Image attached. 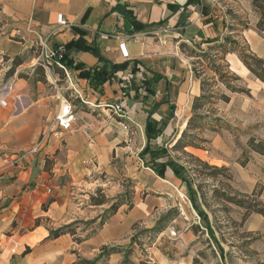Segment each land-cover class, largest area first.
<instances>
[{
    "label": "crops",
    "instance_id": "1",
    "mask_svg": "<svg viewBox=\"0 0 264 264\" xmlns=\"http://www.w3.org/2000/svg\"><path fill=\"white\" fill-rule=\"evenodd\" d=\"M202 1L210 6L206 11L197 3L187 4L188 0H0V88L4 75L12 84L6 106L0 105V264H74L79 257L98 256L110 245L122 249L111 257L120 254L122 258L124 245L131 242L141 220L138 205L123 202L106 215L113 202L92 203L95 188H83L82 184L89 175L107 169L110 158L115 163L118 148L140 143L141 132L143 149L149 118L157 121L158 127L166 122L152 144L171 140L177 132L173 114L190 108L192 98L201 93V81L186 68L180 45L221 39L228 27L217 10L214 14L211 0ZM118 4L132 9L134 18L147 27L136 30L132 19L114 9ZM60 14L68 19V26L58 24ZM7 31L20 33L21 39L6 37ZM39 39H49L51 47H60L74 59L66 83L71 82L68 88H75L86 104L97 107L124 100L133 119L131 131L109 110L98 107L93 111L104 112L96 116L80 109L73 129H59L60 137L54 136L50 131L55 126L44 123V117L53 113V122L63 95H56V108L50 112L49 96L42 93L44 84L31 87L29 83L39 59L33 48ZM71 41L75 44L65 48ZM122 43L127 55L121 50ZM84 45L96 46L102 59L82 50ZM112 63L127 68L116 71L111 81L98 88L81 76L82 71L103 70ZM155 73L162 77L147 90L144 82ZM139 75L144 80L134 89L124 84ZM142 89L153 103L144 120L139 119L138 103L132 98ZM46 132L49 135L40 148L31 151ZM175 135L172 143L179 132ZM6 156L22 158L9 166L4 162ZM94 160L98 165L88 166ZM140 167L138 162L139 175L149 173L147 170L155 173ZM115 168L111 167L117 172ZM172 175L170 168L159 174L162 178ZM83 222L87 226L79 232L51 236L52 229Z\"/></svg>",
    "mask_w": 264,
    "mask_h": 264
},
{
    "label": "rangeland",
    "instance_id": "2",
    "mask_svg": "<svg viewBox=\"0 0 264 264\" xmlns=\"http://www.w3.org/2000/svg\"><path fill=\"white\" fill-rule=\"evenodd\" d=\"M210 4L215 10L214 14L216 15L217 10L228 26L221 38L222 41L181 44L182 54L180 52L179 54L194 78H198L201 83L213 81L210 89L206 88L207 91L225 94L230 98L229 101H216L215 98L214 103H208L201 108V113L208 115L209 123L214 124L207 126L201 132V136L208 142L202 143L204 149L192 147L185 149L212 165L229 168L228 172L218 177L201 175L197 176L195 181L196 184L204 186L202 193L205 203L202 205L198 201V204L209 216L214 235L209 232L206 220L193 206L187 184L175 175H172V178L160 177L159 173L151 168L149 156H147L149 164L145 162L143 164V161L139 160V153L144 145L141 132L140 143L137 142L131 147L128 146L129 144H124L118 148L119 152L117 154L115 152L118 160L113 163L110 158L107 169L89 175L87 182L82 184L83 188H95L96 200L113 202L115 206L110 207L106 215L123 202L130 206L136 204L141 211V220L135 228L131 242L124 245L122 258L119 257L120 254L111 257L113 252L118 253L122 249L118 247L119 245H110L109 250L103 254L97 264H141L142 261H147L149 264H193L196 258L203 264H264V215L229 203H226L224 205L226 209H223L222 202L212 193L213 186L224 187L229 193L230 190L227 186H222V183L230 184L241 193L253 191L260 193L264 203V80L253 74L236 52L224 53L223 48L218 47L226 36H231L239 41L241 52L254 53L264 59V30L259 31L256 27L258 14L254 10L253 0H211ZM231 25L236 26L238 30L230 31ZM7 35L21 39L20 33L17 32L7 31L5 36L8 37ZM40 42V39L39 42L34 41L33 48L39 59L34 72L30 75L29 83L31 87L38 85L43 87L44 84L42 93L49 96L47 107L50 112L56 108L58 93L69 98L76 113L83 108L93 112L95 116L104 112L93 111L98 107L90 103L85 104L81 97H78L75 88H68L71 82L66 83L69 79L67 73L54 62L48 69L41 65ZM249 60L252 62L251 59ZM219 64H228L225 72L231 71L240 77V79H227L230 84L243 91L232 92L220 80L216 84V65ZM143 78V75H139L133 80L124 81L126 82L124 84L134 89L143 82ZM2 79L3 82L6 81L5 75ZM132 98L138 103L139 119L144 120L153 104L149 103V94L142 89L133 93ZM191 106L190 104V108L185 111L173 114L177 132H173L170 136L171 140L163 141L162 144L154 141V148L164 145L172 148L175 134L178 132L180 134L181 130L186 128L193 114ZM86 116L85 118H90ZM217 117L221 121H216ZM44 118V123L50 126L53 113L50 117ZM78 119L79 122H83V118L78 117ZM164 135L168 136L166 133ZM171 158L187 166L188 163L195 164V161H191L181 150L171 149L169 155H163L159 160ZM138 162L141 163V169L144 165L155 173L147 170L149 173L143 172L139 175ZM94 163L97 164V161L94 160L88 166L93 168ZM114 166L117 172L111 169ZM191 174L194 175L192 171L187 172L186 176L191 177ZM98 184L100 185L96 187ZM85 225L87 226L85 222L72 225L69 230L79 232L78 229ZM173 229L177 231L176 237L170 235Z\"/></svg>",
    "mask_w": 264,
    "mask_h": 264
},
{
    "label": "trees",
    "instance_id": "3",
    "mask_svg": "<svg viewBox=\"0 0 264 264\" xmlns=\"http://www.w3.org/2000/svg\"><path fill=\"white\" fill-rule=\"evenodd\" d=\"M191 3H197L199 5H202L203 11H206V9L210 8L209 5L204 3L202 0H188L187 4ZM253 7L254 10L258 14V22H257V29L259 31L264 30V0H253ZM114 9L120 11L122 14H124L126 17L132 19V22L135 25L136 30H142L147 27L146 24L141 23L140 21L136 20L133 16L132 9H129L127 6L122 5H116ZM230 31H237L238 28L236 26L231 25L229 26ZM220 42L222 39L215 38L212 40H208L206 42ZM75 44V41L69 42L65 48H71ZM229 45V47H228ZM218 47L223 48V52L226 53L228 51L236 52L239 56V58L243 61V63L249 68V70L255 74L260 79L264 80V59L257 56L254 53L244 54V52H241L240 50V43L238 40L234 39L231 36H226L224 38V41L218 45ZM249 48V46H248ZM82 50H87L95 54L102 59L99 53V50L96 46H89L84 45L82 47ZM252 62H250V60ZM19 58H16L15 61L17 62ZM61 61L65 64V66L68 69H71L74 67V59L70 57L65 51L62 52ZM107 61V60H105ZM127 68L126 64L117 65V64H110V68H105L103 70L101 69H95L93 71H82L81 76L88 78L90 80V83L94 86V88H98L102 86L104 83L111 81L114 77V73L118 70H124ZM228 69V64L226 65H216V84L220 80L223 82L226 86V88L232 92H241L240 88H237L230 84L227 78L231 79H240L239 76H236L231 71L225 72V70ZM162 76L160 74L155 73L153 79H146L144 84L147 90H151V84L153 81H157ZM207 85V86H206ZM213 85L212 82H205L203 81L201 83V94L196 96L192 103V111L193 114L189 118L187 122L186 128L181 131L179 134V137L177 141L172 146V150H181L191 161H195V164L188 163V166L184 163H180L174 159H168L160 161L159 159L163 155H169L170 148L164 146H161L160 148H154L152 141L158 139V137L163 133V130L166 126V122L164 121L163 124L158 127L157 121L151 120L149 118L145 125V133L147 137V143L144 146V148L139 153L140 158L146 163L152 165V169L161 174L165 172L167 168H170L174 175L181 179L184 183L187 184L189 198L193 204V206L198 210V213L202 218H204L207 222V228L209 232L214 235L212 225L210 224L209 216L205 213L204 210H202L198 204V201L203 205L205 203V198L203 195V189L204 186L202 184H196L197 176L205 175L210 176L212 178L218 177L220 174H224L229 171V168L226 166H217L212 165L208 161L203 160L197 156H195L193 153L186 151L185 149L188 147L196 148V149H204L203 144L204 142H208L206 138L201 136V132L207 128L210 124L208 120V115L201 113V108L205 106L206 104H212L214 103V99L216 98V101L218 100H225L229 101L230 98L226 96L225 94H216L212 91H207V89H210V87ZM216 121H221L219 117L216 118ZM214 127V126H212ZM264 151V150H263ZM147 156L150 157L149 162L147 161ZM194 165V167L192 166ZM193 172L194 175L191 174V177H187V172ZM230 177V175H229ZM222 186H227L228 191L224 187L218 188L217 186L212 187V193L213 195L222 202V208L226 209V203L228 204H234L239 207L249 208L254 210L257 213H260L264 215V203L261 200V194L258 192L253 191L252 193H241L235 188H233L230 184H224L222 183ZM107 202V200L98 201L96 200L95 196H92V203L94 204H103ZM115 205L113 204L111 208H113ZM71 225L62 226L57 229L51 230V236L58 237L62 233H65L66 231L75 233L73 230H69ZM77 240H79L77 238ZM30 248H27L26 251H29ZM109 250L108 246H104L102 248L101 253L96 256L93 260L92 259H86L83 257H79V259L74 264H97V262L102 258L103 254ZM141 264H149L147 261H142ZM193 264H203L198 258L194 260Z\"/></svg>",
    "mask_w": 264,
    "mask_h": 264
},
{
    "label": "built area",
    "instance_id": "4",
    "mask_svg": "<svg viewBox=\"0 0 264 264\" xmlns=\"http://www.w3.org/2000/svg\"><path fill=\"white\" fill-rule=\"evenodd\" d=\"M58 24L61 26H68L70 23L67 18H65L62 14L58 15ZM41 48H42V64L46 69H48L53 62L62 70H64L67 73L68 78L69 77V69L65 66V64L61 61L62 57V50L60 47L54 48L51 47L49 44V39L41 40L40 42ZM122 52L124 55H127V51L125 49V43H122L120 45ZM12 89V84L8 81L4 82V84L0 88V105L6 106L7 104V96L10 94ZM85 104L86 101L82 100ZM99 108H104L109 110L112 114H114L116 117H118L124 127L128 132L130 131V123H133V119L129 116L128 107L125 104L124 100H119L117 102L112 103H100L97 105ZM77 119V113L74 110V107L72 105V102L69 100V98L62 96L61 97V103L59 110L55 113L54 119H53V126L55 128L51 130L50 132L54 134L56 137H60V130H72L74 123ZM127 121V122H126ZM49 132H46L42 134L40 140L30 149L31 151H35L40 148L41 144L45 139L48 137ZM64 143V141H63ZM24 156V155H23ZM22 156H18L16 158H12L11 156H6L4 158V162L6 165H14L17 161L20 160ZM50 191V190H49ZM183 197L186 198L185 195ZM171 237L177 236V231L175 229L170 231Z\"/></svg>",
    "mask_w": 264,
    "mask_h": 264
}]
</instances>
